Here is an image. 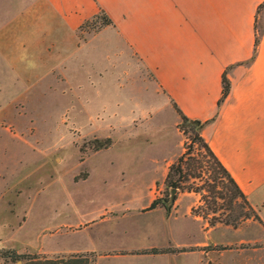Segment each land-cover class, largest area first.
<instances>
[{
  "label": "rangeland",
  "instance_id": "1",
  "mask_svg": "<svg viewBox=\"0 0 264 264\" xmlns=\"http://www.w3.org/2000/svg\"><path fill=\"white\" fill-rule=\"evenodd\" d=\"M1 2L0 17L14 23L15 1ZM98 27L82 26L80 39L87 42ZM111 35L106 30L73 49L54 73L27 63L30 74L21 78L0 65V264H264V225L231 198L196 141L201 129L182 122L144 66L118 54ZM172 165L182 173L159 233L169 239L153 247L159 253H138L151 248L136 249L140 242L121 232L97 244L96 230L128 229L146 220L141 205L171 197L165 178ZM107 248L137 256L97 262L88 253Z\"/></svg>",
  "mask_w": 264,
  "mask_h": 264
},
{
  "label": "crops",
  "instance_id": "2",
  "mask_svg": "<svg viewBox=\"0 0 264 264\" xmlns=\"http://www.w3.org/2000/svg\"><path fill=\"white\" fill-rule=\"evenodd\" d=\"M14 1V23L0 17L1 66H9L22 78L30 74L25 69L28 64L42 62L46 74L54 73L68 65L75 50L81 51L111 30L112 40L122 49L118 54L124 60L140 62L167 99L189 120L202 124L200 136L264 225V8L259 10L264 0ZM0 4L3 8V2ZM99 10L112 25L84 42L79 29ZM34 48L37 51L32 53ZM67 50L72 53L66 54ZM119 55L113 60L122 65ZM223 76L229 92L219 102ZM181 196L185 199V194ZM154 200L140 210L149 208ZM148 208L138 213L146 220L141 218L135 225H127L128 229L114 224L102 233L96 230L100 235L97 244L121 232L140 242L136 249L162 246L169 237L161 239L160 228H166L172 212L167 216L163 207ZM98 224L88 227L94 232ZM121 250L88 253H95L97 262L137 256L116 253Z\"/></svg>",
  "mask_w": 264,
  "mask_h": 264
},
{
  "label": "trees",
  "instance_id": "3",
  "mask_svg": "<svg viewBox=\"0 0 264 264\" xmlns=\"http://www.w3.org/2000/svg\"><path fill=\"white\" fill-rule=\"evenodd\" d=\"M264 8V2L263 4H261V6L259 7V10ZM99 22V27L97 31H100L101 29H103L104 27H107L109 25H112V21L108 18V16L105 14V12L103 10H99L98 13L93 16L90 20L86 21L85 23L82 24V26H86L89 22ZM81 26V27H82ZM80 27V28H81ZM256 44H258V37L255 38V46ZM229 92V82L227 81V79L225 78V76H223L222 78V94H221V98L219 100V102L223 101L224 98L226 97V95ZM174 104V103H173ZM176 110L179 112V115L181 117L182 122L185 123H191L192 125H194V129H201L202 128V124L198 121H192L189 120L187 117H185L180 110L176 107V105L174 104ZM195 122H198V124H195ZM110 140H107V142H109ZM197 142H199L202 146V148L205 150L206 154L209 155V158H211L213 160V162L215 163V165L217 166L218 170L220 171L221 174H223L224 178L226 179V181L228 182V184L231 186L232 188V195L231 198L233 199H240L241 201H243L246 205L249 206L248 202L246 201L244 195L241 193V191L239 190V188L237 187V185L235 184V182L233 181V179L230 177V175L228 174V172L224 169V167L220 164V162L217 160V158L214 156V154L212 153V151L210 150V148L208 147V145L204 142V140L202 139V137L200 136V134H198L197 136ZM100 147H105V146H99ZM182 173V168L181 167H176L174 165L170 166L169 170H168V174L165 178V185L167 188L170 189H179L178 186V181L174 179L175 176H179ZM175 201V199H174ZM170 203V198H168L167 200L165 199H158V200H154L149 209H154L157 206L163 207L167 212L170 211L172 205H169ZM250 207V206H249ZM255 217H257L255 215ZM136 253V252H135ZM138 253H159V250L156 249H151V250H146L144 252H138Z\"/></svg>",
  "mask_w": 264,
  "mask_h": 264
},
{
  "label": "water",
  "instance_id": "4",
  "mask_svg": "<svg viewBox=\"0 0 264 264\" xmlns=\"http://www.w3.org/2000/svg\"><path fill=\"white\" fill-rule=\"evenodd\" d=\"M195 124H198V122H195ZM175 192V190L174 189H172V192H171V197H170V203H169V205H172V203L174 202V197H173V193Z\"/></svg>",
  "mask_w": 264,
  "mask_h": 264
}]
</instances>
